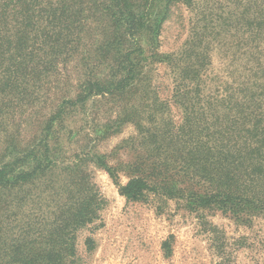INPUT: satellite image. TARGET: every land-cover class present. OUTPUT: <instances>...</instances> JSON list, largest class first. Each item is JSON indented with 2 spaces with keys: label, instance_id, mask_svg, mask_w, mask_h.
<instances>
[{
  "label": "rangeland",
  "instance_id": "rangeland-1",
  "mask_svg": "<svg viewBox=\"0 0 264 264\" xmlns=\"http://www.w3.org/2000/svg\"><path fill=\"white\" fill-rule=\"evenodd\" d=\"M233 1L114 0L105 13L110 0H70L62 26L75 53L59 65L62 75L51 73V89L29 105L8 103L1 112L0 264L56 254L62 208L79 195L99 210L75 231L77 264H264V216L245 226L188 199L151 193L128 201L102 166L126 185L130 169L171 157L174 138L184 145L186 113L172 103L175 68L161 57L178 72L206 62L209 86L232 87L233 22L242 11ZM245 1L250 15L264 16V0ZM262 28L253 54L264 61ZM137 57L145 69L135 86L97 93L96 84L116 88Z\"/></svg>",
  "mask_w": 264,
  "mask_h": 264
},
{
  "label": "trees",
  "instance_id": "trees-1",
  "mask_svg": "<svg viewBox=\"0 0 264 264\" xmlns=\"http://www.w3.org/2000/svg\"><path fill=\"white\" fill-rule=\"evenodd\" d=\"M113 1L103 8L105 13L113 9ZM181 1L171 0L174 4ZM243 2L233 1L242 11H237L241 21L233 22L232 87L209 86L206 62H190L178 72L171 57L158 61L175 68L172 103L186 113L187 138L181 147L176 142L178 137L174 138L171 157L157 165L130 169L132 176L126 185L119 183L117 169L102 163L128 201H141L151 193L188 199L199 207H217L245 226L264 216V61L253 54L262 47L258 36L264 16L250 15L249 6H241ZM70 6V0H0V118L8 103L29 105L39 90L49 91L51 73L62 75L59 65H66L75 53V47L66 40L73 34L62 26ZM119 17L123 22L134 18ZM138 57L128 59V76L117 80L116 88L96 84L97 93L116 95L135 86L145 69ZM126 61L117 64L118 74L125 72ZM6 169L7 165L1 166L0 174ZM91 201L79 195L72 206L62 208L56 254L46 252L38 261L33 256L24 258L23 264H77L75 231L98 218L99 207L91 206Z\"/></svg>",
  "mask_w": 264,
  "mask_h": 264
}]
</instances>
